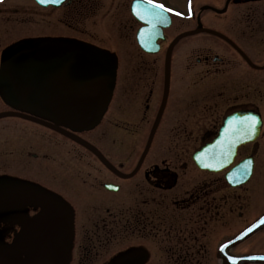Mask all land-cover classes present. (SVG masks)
I'll use <instances>...</instances> for the list:
<instances>
[{"label":"flooded vegetation","instance_id":"flooded-vegetation-1","mask_svg":"<svg viewBox=\"0 0 264 264\" xmlns=\"http://www.w3.org/2000/svg\"><path fill=\"white\" fill-rule=\"evenodd\" d=\"M81 1L0 0V74H38L26 89L40 102L26 110L44 119L0 127V262L228 264L221 254L264 252V226L232 244L264 212V0L178 7L156 52L139 43L130 2L122 19L105 12L119 40L105 44L47 17L78 15ZM31 13L60 32L25 31ZM224 132L228 165L202 167ZM238 165L251 172L241 184L227 178Z\"/></svg>","mask_w":264,"mask_h":264},{"label":"rangeland","instance_id":"rangeland-1","mask_svg":"<svg viewBox=\"0 0 264 264\" xmlns=\"http://www.w3.org/2000/svg\"><path fill=\"white\" fill-rule=\"evenodd\" d=\"M130 0H82L77 3L78 6V15H71L70 13L66 14L65 9L60 8V11L47 15L52 19H56V17L63 18L64 23H71L75 29H79L80 32L85 31V35L79 34L80 37H84L85 39L97 40L102 44H105L107 38L111 40H117V31L116 27L117 23L110 24V16L106 15L105 12L111 7L112 13H118L117 17L119 19L123 18V12H118L116 9H121L125 4H128ZM165 5L171 8H178L186 6L187 0H148ZM206 0H193L194 6L200 5L202 2ZM10 2H15L17 4H21L30 8L34 6L35 3L33 0H10ZM188 5L190 4V0H188ZM62 9V10H61ZM56 21L46 20L39 13H31L30 22L25 31H29L32 35H38L40 33H50L57 34L59 33V29L55 27ZM112 28V29H109ZM21 29H24L22 26ZM63 32L66 34L71 33L70 29H64ZM199 37H195L192 39H198ZM112 44V43H111ZM4 109V107L0 104V110ZM22 123L23 125L33 126L39 128V124L36 122H32L30 120H26L24 118H19L17 116L9 115L0 118V127L3 125H10V134L16 130V124ZM28 134V132H25ZM82 166V165H80ZM260 238H255V242L257 247H260L259 243Z\"/></svg>","mask_w":264,"mask_h":264},{"label":"snow or ice","instance_id":"snow-or-ice-1","mask_svg":"<svg viewBox=\"0 0 264 264\" xmlns=\"http://www.w3.org/2000/svg\"><path fill=\"white\" fill-rule=\"evenodd\" d=\"M39 2H40V3H48L49 0H39ZM52 2H54V3H59L60 0H52ZM157 6L163 8V5H157ZM169 11H171V10H169ZM137 14L139 15V13H137ZM141 18L143 19L144 17H141ZM253 119H254V118H253ZM261 223H264V219L261 220ZM251 230H252L251 228L248 229V231H251ZM261 259H264V257H261Z\"/></svg>","mask_w":264,"mask_h":264},{"label":"water","instance_id":"water-1","mask_svg":"<svg viewBox=\"0 0 264 264\" xmlns=\"http://www.w3.org/2000/svg\"><path fill=\"white\" fill-rule=\"evenodd\" d=\"M37 1L39 2V0H37ZM61 1H62V0H60V2H61ZM60 2H59V3H60ZM48 3H54V2H52V0H49ZM48 3H42V4L45 5V4H48ZM59 3H54V4H59ZM137 3L140 4V3H142V1H139V0H138ZM10 264H12V263H10Z\"/></svg>","mask_w":264,"mask_h":264}]
</instances>
